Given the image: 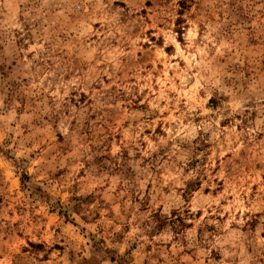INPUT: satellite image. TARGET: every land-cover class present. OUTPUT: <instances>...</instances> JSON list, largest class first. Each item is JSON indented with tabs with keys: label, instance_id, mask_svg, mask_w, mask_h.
<instances>
[{
	"label": "rangeland",
	"instance_id": "rangeland-1",
	"mask_svg": "<svg viewBox=\"0 0 264 264\" xmlns=\"http://www.w3.org/2000/svg\"><path fill=\"white\" fill-rule=\"evenodd\" d=\"M0 264H264V0H0Z\"/></svg>",
	"mask_w": 264,
	"mask_h": 264
}]
</instances>
